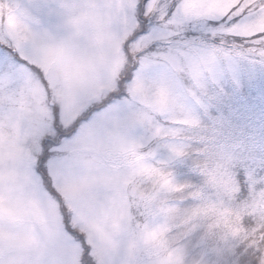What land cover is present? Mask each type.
<instances>
[{"label": "snow or ice", "instance_id": "obj_1", "mask_svg": "<svg viewBox=\"0 0 264 264\" xmlns=\"http://www.w3.org/2000/svg\"><path fill=\"white\" fill-rule=\"evenodd\" d=\"M0 264H264V0H0Z\"/></svg>", "mask_w": 264, "mask_h": 264}]
</instances>
